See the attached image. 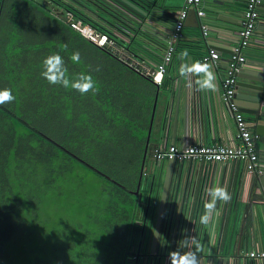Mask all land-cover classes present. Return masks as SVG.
I'll list each match as a JSON object with an SVG mask.
<instances>
[{"label": "trees", "instance_id": "obj_1", "mask_svg": "<svg viewBox=\"0 0 264 264\" xmlns=\"http://www.w3.org/2000/svg\"><path fill=\"white\" fill-rule=\"evenodd\" d=\"M70 1L54 0L130 52L160 63L135 40H121L130 13L114 0ZM128 1L150 14L161 0ZM197 45L181 40L176 54ZM77 51L81 59L74 63ZM55 54L69 79L90 73L98 91L81 95L50 85L41 76L42 61ZM169 89L167 77L156 85L54 9L36 0H0V91L14 96L0 104V264H128L139 202L149 191L142 169L152 114L159 91ZM75 180L92 202L88 221L79 230L67 224L53 230V219L43 215L57 206L67 211ZM46 195L56 203L44 202Z\"/></svg>", "mask_w": 264, "mask_h": 264}, {"label": "built area", "instance_id": "obj_2", "mask_svg": "<svg viewBox=\"0 0 264 264\" xmlns=\"http://www.w3.org/2000/svg\"><path fill=\"white\" fill-rule=\"evenodd\" d=\"M36 1L54 9L57 16H64L75 30L98 46L113 52L114 48L123 47L119 51L117 49V56L158 86L164 83L173 63L176 45L185 38L189 11L194 8L199 19L205 17L201 9L205 0H184V8L172 28L170 43L163 49L162 62L156 64L146 63L142 60L145 57L130 52L85 24L71 11L59 7L54 0ZM263 4L264 0H248L241 34L224 70H220L221 55L218 52L212 51L200 61V65L210 66L217 100L225 101L233 115L237 132L234 143H195L192 135L197 133L193 131V122L198 112L195 96L199 86L197 82L193 83L197 87L192 91L194 95L189 93L188 96L191 112L189 136L186 135V140L191 142L183 147L177 144L165 146L164 142L153 147L150 152L155 168L142 171L149 191L139 202L135 221L139 232L128 264H171L170 253L183 256L189 251L196 254L198 264H264V247L259 240V225L254 210L255 197L247 201L246 195L237 192L244 173L258 177L262 172L254 125L241 111L237 93L238 75L247 65L245 50L256 32ZM202 29L207 36L208 28L202 26ZM121 36L130 40L126 33H121ZM213 188L226 190L230 199L216 200L208 223L202 224L200 218L205 214V204L211 202L208 191ZM185 239L189 240L188 244L184 243Z\"/></svg>", "mask_w": 264, "mask_h": 264}, {"label": "crops", "instance_id": "obj_3", "mask_svg": "<svg viewBox=\"0 0 264 264\" xmlns=\"http://www.w3.org/2000/svg\"><path fill=\"white\" fill-rule=\"evenodd\" d=\"M247 3L248 0H205L201 6L205 17L200 19V27H196L192 20L187 22L189 26L186 27L185 25V43H189L190 45L198 44V47L197 50L190 49L192 53H188V56L183 60L179 58L180 53L178 55L176 54L173 63L169 66V72L166 77L169 80L170 89L167 93L159 91L157 94L151 119V130L148 136L149 140L147 142V157L151 158L150 150L162 142H164L165 146L177 144L182 147L191 142L190 140H186L189 136L188 122L191 112V107L188 104V96L189 93L194 95L192 91L197 86H194L193 83H196L198 76L195 74L182 76L180 73L181 65L185 64L189 67H195L198 72L200 70L201 59L214 51L221 55L220 70H224L231 56L232 49L241 34L242 19ZM184 5V0H161L159 5L154 7L152 12L147 14L142 22L134 23L133 20L131 21V19L125 18V25L121 29L123 33L129 36L130 40H135L143 48L148 50V54L152 55L154 61H160L161 63L163 49L158 44L168 46L173 25L179 13L184 8ZM85 12L89 15L92 14L88 10H85ZM259 15L260 21L258 22L256 32L251 39L250 46L245 50L247 65L243 70L251 74L256 73L261 75V77L255 78L257 80H264V10H260ZM202 26L208 28L207 36L203 34ZM138 31L144 32L145 37L138 35ZM119 44L125 47V44H122L121 41ZM119 48L123 49V47H117L118 51ZM117 49L114 48L116 53ZM136 55L142 57L140 54ZM142 60L146 63H152L147 58H143ZM251 74L247 75L248 78L253 77ZM259 85L264 88V83H260ZM161 92L167 94H162L164 95V99L167 100H165L167 105L165 106L166 112L157 125V129L161 133L160 142L151 145L150 140L154 126L155 109L159 98L158 96ZM245 96L251 102H240V107L246 118L254 125V135L256 136V146L260 155L262 172L258 177L244 173L243 180L240 184V189L242 190L238 188L237 192L246 195L247 201L255 197L254 210L259 225V240L264 247V90L258 103L252 101L257 97L256 95ZM195 101L199 105L197 114H199L200 109V113L203 112L204 116L208 115L212 117L215 123L213 133L202 134L199 130L198 133L192 135L195 143L221 144L226 141L228 143H234L237 132L233 115L225 101L219 102L217 100L216 84L214 91H204L199 88L195 96ZM175 122L176 131L174 134ZM186 135L188 136L186 137ZM143 165L142 171L146 167L144 163ZM239 183L240 181L237 184Z\"/></svg>", "mask_w": 264, "mask_h": 264}, {"label": "clouds", "instance_id": "obj_4", "mask_svg": "<svg viewBox=\"0 0 264 264\" xmlns=\"http://www.w3.org/2000/svg\"><path fill=\"white\" fill-rule=\"evenodd\" d=\"M188 56L187 50L179 54V58L183 60ZM70 59L74 63L80 62V53L74 52ZM99 70V69H97ZM68 69L65 67L64 60L59 54L46 57L42 61L41 76L50 85H60L65 89L71 88L77 91L81 95H86L89 92L98 91L95 81L90 73H79L77 77L72 80L67 76ZM181 75L195 74L199 77L197 79V85L201 90L214 91V74L208 65H200V71L197 72L195 67H189L182 64L180 68ZM14 100L10 90L0 91V104L10 103ZM208 195L211 197V202L205 204V214L201 216L200 222L207 224L209 221V213L214 208L215 201L220 199L227 201L230 199L229 194L222 188H213L208 191ZM185 244L189 243L188 239L184 240ZM171 264H198L197 256L194 252H187L183 256H177L175 253H170Z\"/></svg>", "mask_w": 264, "mask_h": 264}, {"label": "rangeland", "instance_id": "obj_5", "mask_svg": "<svg viewBox=\"0 0 264 264\" xmlns=\"http://www.w3.org/2000/svg\"><path fill=\"white\" fill-rule=\"evenodd\" d=\"M165 93H160L159 94V98L157 100V105H156V109H155V117H154V126H153V132H152V137L150 140L151 145H155L156 143L160 142V138H161V133L160 131H158L157 129V125L159 123V121L161 120V118L164 116L165 112H166V99H164V95ZM161 95V96H160ZM167 95V94H165ZM166 100V101H165ZM153 160L150 157H146L144 160V164L146 165L145 170L147 171H151L153 170L155 167L152 165ZM95 181V177H90L87 181V185H94ZM78 185L80 190H78ZM97 187L100 190H103L105 184L102 182H96ZM89 188H92V187ZM67 189V186L65 187ZM82 186L80 185V183L75 180L69 187V189H67V198H66V202H67V211H65L64 209H61V206H57V207H53L50 210L51 214H45L43 215V218L45 220H52L53 219V225L52 228L53 230L56 231H62L65 227V225L67 224V229L70 230H79L81 226L85 225V223L88 221L87 220V216L89 214L90 211V206H91V201L90 199H86V197H84L82 195ZM101 195V194H100ZM44 202L49 203V204H55L56 203V198L53 197L52 195H46L44 198ZM95 202H99V201H95ZM90 208V209H89ZM96 210V209H95ZM52 231V230H51ZM67 231V232H69ZM71 238L74 239H78L79 237L77 236H72L70 234ZM20 260L22 259V256H20Z\"/></svg>", "mask_w": 264, "mask_h": 264}, {"label": "water", "instance_id": "obj_6", "mask_svg": "<svg viewBox=\"0 0 264 264\" xmlns=\"http://www.w3.org/2000/svg\"><path fill=\"white\" fill-rule=\"evenodd\" d=\"M114 2L123 8L127 10L130 14V19L131 21L133 20L134 23H139V21H143L145 19V16L147 15V12H145L143 9L138 7L132 2H129L128 0H114ZM264 10V4L262 5L261 11ZM189 20H192L196 27H200V19L198 18L197 11L196 9L192 8L189 11L188 18L186 21V27L189 26L187 25V22ZM121 35V33H119ZM230 58V57H229ZM251 73L246 72L245 70H242L241 73L238 75V93H237V100L240 104V102H245L249 101V99L246 98L245 95H256L257 97L252 100L254 103H258L261 98V94L264 90L262 86L259 84L264 83V80H257L255 77H261V75H258L256 73L251 74L253 77L248 78L247 75H250ZM264 78V76H263ZM259 97V98H258ZM251 102V101H249ZM193 131L199 132V130L202 132V134L205 133H213L215 123L213 122V118L205 115L203 112H199V114H196L195 116V121L193 122ZM176 122L174 124V134L176 131ZM189 130H191V127H189ZM175 136V135H174ZM164 199V196H163Z\"/></svg>", "mask_w": 264, "mask_h": 264}]
</instances>
